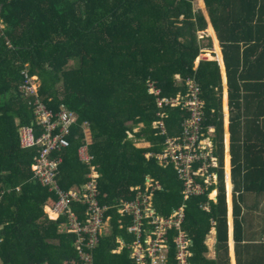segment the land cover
Here are the masks:
<instances>
[{
  "label": "trees",
  "instance_id": "1",
  "mask_svg": "<svg viewBox=\"0 0 264 264\" xmlns=\"http://www.w3.org/2000/svg\"><path fill=\"white\" fill-rule=\"evenodd\" d=\"M0 0V259L3 264H83L74 247L76 235L61 232L62 215L52 219L45 206L58 200L55 192L34 178L38 150L23 149L20 128L33 124L34 97L21 90L28 73L39 81L38 97L53 112L61 104L79 115L61 152L59 184L69 190L88 181V165L78 157L87 139L99 174L98 199L113 204L132 199L130 188L151 176L162 190L155 208L168 216L183 202L181 183L171 166L160 167L147 153L161 152L165 137L180 133L186 112L166 106V133L154 127L160 119L158 96L173 97L186 90L194 77L204 100V130L215 127L219 183L185 201L183 228L192 239L191 264H199L205 240L218 229L220 246L228 241L227 157L224 84L220 64L201 60L214 56L208 38L203 46L197 33L210 24L220 42L230 89V131L233 192H264V0ZM213 36L212 30H208ZM216 52L219 53L218 46ZM208 58V57H207ZM179 76V80L175 77ZM149 82L160 93L149 91ZM31 102V103H30ZM88 122V126L83 127ZM142 124L138 131L134 128ZM128 132H133V138ZM135 138L149 144L140 147ZM219 189L218 201L208 194ZM19 189V190H18ZM214 194V193H213ZM210 210H203V203ZM235 214L241 213L235 200ZM74 209L84 217L85 207ZM111 232L102 235L93 251L95 264H132L129 249L112 253L116 238L131 241L118 225L114 209ZM241 222L235 220V230ZM172 259H170V263Z\"/></svg>",
  "mask_w": 264,
  "mask_h": 264
},
{
  "label": "built area",
  "instance_id": "2",
  "mask_svg": "<svg viewBox=\"0 0 264 264\" xmlns=\"http://www.w3.org/2000/svg\"><path fill=\"white\" fill-rule=\"evenodd\" d=\"M5 25L0 18V35ZM26 80L21 90L28 97H34L32 102L37 123L42 127L41 133H36L33 124L22 125L20 128V145L23 149L38 150L32 165L34 178L42 186L55 192L58 200L51 210L57 213L53 219L64 215L60 222L61 232L74 233V247L83 264H95L93 251L102 235L111 232V215L108 210L114 209L119 216L118 226L124 227L132 239L125 242L116 238L118 246L112 253H119L124 247L129 249L132 264H191L192 239L183 228L185 220V201L192 196L203 194L206 189L219 183V156L215 154L213 130H204V100L201 88L194 77L185 80L186 90L173 97L158 96L157 105L161 108L160 119L154 122V127L166 133L163 117L165 107L178 106L186 112L181 121L179 134L166 136L160 153H147L146 157H155L162 168L171 166L177 180L181 183L182 204L168 216L159 214L155 208V195L162 190L160 181L147 176L143 185L131 187L135 195L132 199L120 198L113 204H101L98 199L97 179L99 177L93 161L87 139L84 138L78 149L79 160L88 165L90 172L88 181L82 186H74L64 190L59 184L61 152L70 146L69 135L72 126L78 120V113L67 105L61 104L55 113L46 107L38 97V78L25 73ZM152 94L160 93L153 83L149 82ZM31 103V102H30ZM88 126V122L83 127ZM131 134L130 132H128ZM132 135V134H131ZM19 190V189H18ZM212 191L208 194L210 200ZM4 191L0 190V205ZM85 207L84 217H81L74 205ZM209 211L210 204L200 206ZM170 259L172 262L170 263Z\"/></svg>",
  "mask_w": 264,
  "mask_h": 264
},
{
  "label": "crops",
  "instance_id": "3",
  "mask_svg": "<svg viewBox=\"0 0 264 264\" xmlns=\"http://www.w3.org/2000/svg\"><path fill=\"white\" fill-rule=\"evenodd\" d=\"M193 4L195 8L202 6L200 0H195ZM209 29L212 30L213 36L209 33ZM205 32L201 33L202 35H200L198 32V39H200L201 43H203V46H206L209 38V40L211 41L214 56L209 53L200 54L194 61V67L196 68L201 60H216L220 64L221 74L223 76L227 157L226 181L228 209V241L227 243L220 246L218 238V229H216L215 227V222H212L213 226L207 234L205 240L207 250L203 253V260L199 264H264V192H242L236 194L233 192L229 76L220 42L218 40V37H216L215 31L210 24L206 27ZM203 39H206V41L203 42ZM215 41L216 46H218L219 53L216 52ZM175 78L179 80L178 75H176ZM141 126L142 124L136 126L134 128V131H138ZM208 127L211 129V131L213 130L212 132H215V127ZM130 133L132 135L129 134V137L132 138L134 134L133 132ZM145 143L146 146L143 147L149 146L147 142ZM211 197L214 202L218 201V188H214L212 190ZM235 200L240 205L239 207L241 210V213L238 216L235 214ZM44 210L45 212H47L50 218L53 219L56 217L51 216L50 212L53 211L49 206H45ZM237 217L241 222L240 231L235 230V220ZM0 264H3L1 259Z\"/></svg>",
  "mask_w": 264,
  "mask_h": 264
},
{
  "label": "rangeland",
  "instance_id": "4",
  "mask_svg": "<svg viewBox=\"0 0 264 264\" xmlns=\"http://www.w3.org/2000/svg\"><path fill=\"white\" fill-rule=\"evenodd\" d=\"M205 32V30L204 31H202V32H199V34L200 35H202L201 33H204ZM206 33V32H205ZM198 36V35H197ZM206 41V39H203V42H205ZM208 42V41H207ZM202 45H203V43H202ZM37 84H39V81H37ZM134 136H132V138H133ZM135 142H136V144L137 145H139L140 147H143V146H146V143L143 141V139H135ZM50 212V211H49Z\"/></svg>",
  "mask_w": 264,
  "mask_h": 264
},
{
  "label": "bare ground",
  "instance_id": "5",
  "mask_svg": "<svg viewBox=\"0 0 264 264\" xmlns=\"http://www.w3.org/2000/svg\"><path fill=\"white\" fill-rule=\"evenodd\" d=\"M50 214H51V216H57V213H55V212H50Z\"/></svg>",
  "mask_w": 264,
  "mask_h": 264
}]
</instances>
